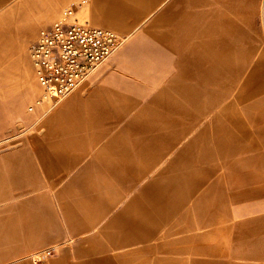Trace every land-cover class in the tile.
Listing matches in <instances>:
<instances>
[{"label": "crops", "instance_id": "obj_1", "mask_svg": "<svg viewBox=\"0 0 264 264\" xmlns=\"http://www.w3.org/2000/svg\"><path fill=\"white\" fill-rule=\"evenodd\" d=\"M100 1L90 0L81 20L92 11L102 18ZM104 1L112 16L101 24H133L125 39L136 34L117 60L134 58L122 63L124 74L111 76L118 104L110 98L100 106L107 111V139L90 159L59 151L56 159L41 143L35 157L26 146L0 152V264L13 255L23 259L62 228L47 191H95L94 199L104 196L99 191H119L106 195L91 226L82 221L70 230L71 237L87 235L107 221L108 243L88 238L92 247L77 250L86 258L71 264H264V0ZM20 2L31 14L44 11V24L61 4ZM126 13L135 21L120 18ZM9 124L0 117V132ZM44 255L33 254L34 262ZM68 262L66 256L57 264Z\"/></svg>", "mask_w": 264, "mask_h": 264}, {"label": "rangeland", "instance_id": "obj_2", "mask_svg": "<svg viewBox=\"0 0 264 264\" xmlns=\"http://www.w3.org/2000/svg\"><path fill=\"white\" fill-rule=\"evenodd\" d=\"M20 1L0 0V14L4 8L10 9L7 18L2 19L0 17V117H4L10 123L4 132H0V137L8 139L0 142V152L26 146L35 157L33 147L41 143L47 152L54 157L56 153L62 152L69 155H81L85 159H90L89 156L100 150L101 145L108 136L106 131L107 124L104 121L107 111L106 108H101L100 106L107 105L110 98L112 100L115 98L114 94L118 88L111 76L119 77L124 74L121 68L122 63L129 61V59L132 60L134 57L133 55L126 56L125 60L122 61H118L117 58L135 39L136 34L129 35L120 48L90 73L68 96L57 102L44 100L42 99V90L34 80L28 48L38 38L40 30L53 24L60 17L63 7L72 0H61L58 11L48 24L42 23L44 11L41 10L38 14H31ZM5 3L7 5L4 6ZM47 3H50L51 6L53 0H47ZM98 6L99 11L102 13V18L95 16L93 11L92 15L84 20H81L85 14L83 11L79 12L77 17L83 22L88 21L91 25L112 29L123 35L131 33L134 27L133 24L127 28H120L113 24L103 26L101 22L104 23V19L112 15L108 13L110 8L104 0H101ZM234 17L237 21H241L240 17L236 15ZM120 18L128 20L132 16L126 13L125 16H120ZM132 20L134 19L132 18ZM35 22L41 23L35 33L29 39H25L31 25ZM20 41H22L23 48L19 51L17 45ZM20 56L24 57L23 62H21ZM106 67L108 68L105 69ZM25 71L29 73L28 78H25ZM83 87H91L92 90L90 89L91 92L88 95L77 100L67 109H59L65 101L77 94ZM40 100L41 102L39 103L38 101ZM113 102L115 105L118 104L117 101L113 100ZM172 128L176 129L177 127L174 126ZM7 143L11 144L7 145ZM55 158L58 159L57 157ZM139 163L140 166H143L145 161L139 160ZM163 165L164 162H161L157 165V168L153 169V172H148L141 176L133 188L128 190L131 193H127L123 200H127L133 192L140 191L149 179L154 176L156 169L161 168ZM40 177H43L42 174H40ZM113 187L116 188L118 186L113 183ZM47 192L48 197L54 202L55 214L61 222L62 228L56 230L54 235L50 236L46 241L43 240L38 245L33 244L27 256L23 259H19L18 255H13L9 264H57L64 261L66 256L69 257L70 261L67 264H71V262L86 258L85 254H81L79 257L77 250L92 247L87 241L88 238L96 236L99 238L98 243L102 242L104 245L108 243L107 237L102 232V228L107 221L98 225L87 235L75 234L71 237L70 230L73 227H82V221H86V223H89L87 225L91 226L94 220L98 218V213L104 210L101 205L108 202L106 195L118 193L119 191H99L98 193L101 192L105 197L101 196L97 199L93 197V195L97 194L95 191L87 192L86 195L83 191ZM128 194L129 196L127 197ZM57 198L66 204H64V208L57 205ZM73 205L78 207V210L74 212L67 210L69 207L70 209L71 207L73 208ZM121 205L122 202L120 207ZM114 210H116V207ZM74 214L78 216L76 220L71 219ZM65 216H67L66 219L70 217V221L66 220L68 223L64 220ZM80 229L82 230V228ZM94 244L98 245L97 242H94ZM48 250L51 251L50 254L44 255L43 258L41 257L34 262L33 254L43 255V252Z\"/></svg>", "mask_w": 264, "mask_h": 264}, {"label": "built area", "instance_id": "obj_3", "mask_svg": "<svg viewBox=\"0 0 264 264\" xmlns=\"http://www.w3.org/2000/svg\"><path fill=\"white\" fill-rule=\"evenodd\" d=\"M89 2L72 0L29 45L34 78L44 100L57 102L68 96L125 41V36L115 30L79 20L77 15Z\"/></svg>", "mask_w": 264, "mask_h": 264}, {"label": "bare ground", "instance_id": "obj_4", "mask_svg": "<svg viewBox=\"0 0 264 264\" xmlns=\"http://www.w3.org/2000/svg\"><path fill=\"white\" fill-rule=\"evenodd\" d=\"M40 101H41V100H40ZM48 101H50V100H48ZM46 254H48V251H47V252H45V255H46Z\"/></svg>", "mask_w": 264, "mask_h": 264}]
</instances>
